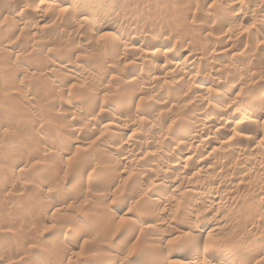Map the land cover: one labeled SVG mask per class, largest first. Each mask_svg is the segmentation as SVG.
<instances>
[{
	"label": "clouds",
	"instance_id": "clouds-1",
	"mask_svg": "<svg viewBox=\"0 0 264 264\" xmlns=\"http://www.w3.org/2000/svg\"><path fill=\"white\" fill-rule=\"evenodd\" d=\"M5 2L13 7L0 13V264H74L85 240L90 250L103 254L102 264H142L139 257L155 251L165 253L164 258L147 264H168L167 254L181 246L190 252L188 264H224L223 256L231 258L229 264H264V196L238 206L226 199L214 203L206 198L211 193H190L181 197L175 220L145 215L162 206L152 195L161 200L169 195L148 188L169 170L164 157L178 156L182 148L192 151L221 120L224 127L227 121L233 124L225 151L251 141L264 157V0H0V6ZM41 37L49 40L46 52L36 48ZM177 45L207 64L203 70L192 65L190 72L177 65L175 75L158 76L171 64L168 56L178 51ZM145 48L169 52L146 56ZM216 48L235 52L219 64L213 57ZM57 49L64 52L62 63L75 65L77 83L66 81L63 92L73 102L72 118L81 125L76 131L93 140L95 149L87 154V164L77 163L64 179V160L74 150L62 140L73 132L69 120L66 131L47 141L49 154L56 148L51 158L58 163L42 180L39 173L20 175L14 168L40 151L41 103L26 91L28 69L39 71L43 65L50 87H59L45 59ZM200 77L206 80L197 84ZM202 82L212 87L201 88ZM101 118L115 120L117 132L111 135L118 138H104L111 130L101 128ZM181 127L186 134L178 136ZM121 129H131L132 136L120 135ZM125 144L143 161L140 171L122 200L97 195L116 187L114 174L121 167L116 158L123 156L118 149ZM256 149H242L241 158ZM25 167L31 171V165ZM98 176L101 187L95 184ZM24 182L33 185L26 194L19 186ZM89 182L95 190L90 206L68 212L69 205L85 198ZM133 185L146 191L133 192ZM210 235L223 242L209 249ZM141 238L143 247L138 246ZM36 244L49 251L33 250Z\"/></svg>",
	"mask_w": 264,
	"mask_h": 264
},
{
	"label": "rangeland",
	"instance_id": "rangeland-1",
	"mask_svg": "<svg viewBox=\"0 0 264 264\" xmlns=\"http://www.w3.org/2000/svg\"><path fill=\"white\" fill-rule=\"evenodd\" d=\"M49 3H53V0H49ZM12 7L13 5L5 2L2 6H0V13L8 12ZM48 47L49 40L46 37L39 38L36 45L37 50H43L46 52ZM134 47L140 48V45H134ZM176 47L178 51H173L168 56V60H171V64H165L163 70L157 73L158 76H163L167 73L175 75L177 65L183 67L185 72H190L192 65H198L201 70H203L204 65L207 64V60L202 57L198 59L197 56L192 54L190 49L187 47L182 50H180L179 45ZM161 52L167 53L169 50L167 48H161L159 50L155 48L144 49V54L146 56L159 55ZM234 52V49L225 50L223 48H216L213 51V57L217 63L224 64L226 61L223 58L229 57ZM9 53L14 54L11 49L9 50ZM63 55V50L57 49L52 53H49L45 58L52 66L49 75H52L53 73L55 74L54 85H58L59 87H54V89L50 87V82L44 75L43 65L40 66L41 70L39 71L35 68L28 69L29 74L27 80L29 87L26 91L29 96H36L37 99L40 100V111L43 118L41 119L40 125V143L37 144V147L40 149L38 156L31 161L22 160L17 163L14 171L20 175L31 176L33 173H39L41 179L44 180L45 176L53 174L58 161H53L51 157L57 154V150L53 147L51 148V153L49 154L50 145L47 141L57 132H60L61 130L66 131L65 125L69 120H71L73 132L62 137V140H67L68 143L74 145V150L70 153L71 158L64 160V179L68 178L77 163L87 164L89 162L87 154L92 153L95 149V143L93 140L85 138L82 132L76 131L81 127V125L72 118L75 114L73 112V102L72 100L64 99L63 85L68 80H71L72 83L75 84L77 83V80L75 79V73L73 71L75 65L62 63L61 57ZM161 59H163V57H161ZM201 80H206V78H198L197 84H200ZM211 87V83L208 82L201 84V88ZM53 96L56 98L53 99ZM216 99L217 101H220L223 98L217 97ZM49 100H51V103H48ZM83 102V99L77 100V103ZM254 107H259V105H255ZM260 118L264 119V116H260ZM227 123L228 127H224V121L221 120V123L217 125L218 128L216 126V130L214 129V134L206 132L203 136V143L199 144L198 147L193 146L192 151L187 150V148H182L178 156L164 157L169 165V169L173 171V175L166 178L163 174L161 180H157L155 183L150 181L148 188L151 189L152 194L163 190L164 192L169 193V195L167 196V199L163 200H161V197L159 196L152 195V199L157 203H161L162 206L155 213H145L149 220H159L162 216H168L175 220L183 207L181 197H185L190 193H211V195L206 198L210 199L214 203L219 204L222 199H226L229 203H235L238 206L250 204L258 197L264 196V167H262V160H264V157L257 154L259 149H256V144L251 141L234 148H229V152L225 151L224 149L228 148V145L225 143L224 145L222 143L226 139L231 138L229 128L233 127L231 121H227ZM105 127L110 128L111 130L109 136L104 137L105 139H109L110 137L111 139L118 138L111 135L117 132L116 122L114 119L103 120V118H101V128L104 129ZM184 130V128H178L176 134L178 136H183L186 134V130ZM120 135L131 137L132 131L131 129H121ZM246 135L250 136L252 134L246 133ZM256 139L258 140L259 137ZM206 140H210L209 143H205ZM233 144H235V141H233ZM131 148L132 146L130 144H125L123 147L118 149V152L124 153L123 156H118L116 158L119 165H121L120 173L114 174L116 187L110 193H96L97 195H111L114 201H120L128 192L131 181L140 171L139 163H143V161H138V157L131 151ZM238 148H240V150L244 148H248L250 150L256 149V152L249 151L245 153L247 159H244L241 158ZM136 151H141V149H136ZM147 151H153V149L148 148ZM65 155H68V153L65 152ZM82 156L83 160L81 159ZM227 156H229L230 159L227 160L229 162L225 161V163L223 161L227 158ZM253 156H255V158H252ZM222 162L223 165H220ZM26 165H31V171L26 169ZM89 180H91V174L89 175ZM153 180H155V177H153ZM210 181L212 183H209ZM44 182L46 183L47 181ZM95 184L97 187L102 186V176L97 177ZM207 185L210 186L207 187ZM19 186L25 189L26 194L27 188L32 187L33 185L28 182H24ZM57 187H59V185H57ZM137 189L142 192L146 191L142 185L132 186L133 192L137 191ZM94 192L95 190L89 182L85 191V198L77 204L69 205L67 211H76L78 213L85 212L91 204V196ZM12 198L13 194L9 193L7 199L11 200ZM135 207H137V205H133V208ZM0 211H4L2 202H0ZM12 211L15 210L13 209ZM166 226V224L160 225V227ZM147 229L152 230L153 225L149 223V225H147ZM44 231H47L46 227L41 229V237ZM157 235L164 236L166 233L158 231ZM224 235L226 236L227 232H225ZM141 236H143V233ZM221 242H223L221 237L210 235L207 241V247L209 249H214L215 245ZM89 244L90 241L85 240L80 247V251L74 254V264H102L101 260L103 259V254L90 250ZM144 244L145 242L141 238V240L138 241V246L143 247ZM33 250H39L41 252L49 251L42 244L34 245ZM164 255L165 253L161 251H155L141 255L139 257V261L142 262V264H147V262L151 259H155L159 262L164 258ZM189 255L190 252L187 246H181L175 250L174 254L170 252L167 254L168 264H188V259L190 258ZM39 259L42 258L38 257V260ZM222 259L224 260V264H229L231 258L223 256ZM134 260H136V258H134Z\"/></svg>",
	"mask_w": 264,
	"mask_h": 264
},
{
	"label": "bare ground",
	"instance_id": "bare-ground-1",
	"mask_svg": "<svg viewBox=\"0 0 264 264\" xmlns=\"http://www.w3.org/2000/svg\"><path fill=\"white\" fill-rule=\"evenodd\" d=\"M212 122L215 123V121H212ZM217 125H218V124H216V126H217ZM181 128H183V127H181ZM217 128H218V126H217ZM215 130H216V127H215ZM215 130H214V131H215ZM184 131H185V130H184ZM223 132H224V131H223ZM217 133H218V132H217ZM213 134H214V132H213ZM206 135H207V134H206ZM206 135H205V136H206ZM223 135H224V134H223ZM225 136H226V135H225ZM207 137H208V136H207ZM212 137H213V135H212ZM212 137H211V139H212ZM211 139H210V140H211ZM210 140H209V141H210ZM213 140H214V139H213ZM215 140H216V139H215ZM209 141L206 140L205 143H209ZM214 142H215V141H214ZM222 144H224V142H223ZM224 145H225V144H224ZM233 148H234V147H233ZM238 149H239V151L242 150V149L240 150V148H238ZM227 151H228V150H227ZM229 151H230V150H229ZM229 151H228V152H229ZM234 151H235V150H234ZM239 151H238V153H239ZM123 153H124V152H123ZM230 153H231V152H230ZM233 153H234V152H233ZM187 154H188V153H187ZM228 155H229V154H228ZM189 156H190V155H189ZM239 157H240V156H239ZM189 158H190V157H189ZM189 158H188V159H189ZM191 158H192V157H191ZM232 158H233V157H232ZM228 159H230L229 156H227V158H226L223 162H225V161H226V162H229V161H227ZM231 161H232V160H231ZM214 162H215V161H214ZM223 162L220 163V165H223ZM226 162H225V163H226ZM234 162H235V161H234ZM236 163H237V162H236ZM236 163H235V164H236ZM229 164H231V163H229ZM214 165H215V164H214ZM224 165H225V164H224ZM238 165H239V163H238ZM218 167H220V166H218ZM233 167H234V166H233ZM214 170H215V168H214ZM218 170H219V169H218ZM221 174H222V173H221ZM164 175H165L166 178H167V177H170L171 175H173V171H171V170L169 169L167 172L164 173ZM222 175H223V174H222ZM172 177H173V176H172ZM211 178H212V177H211ZM170 180H171V178H170ZM183 180H184V179H183ZM206 182H207V181H206ZM209 183H212V182L210 181ZM209 183H208V184H209ZM213 183H214V182H213ZM210 185H212V184H210ZM210 185H207V187L210 186ZM166 186H167V185H166ZM207 189H208V188H207ZM214 189H215V188H214ZM208 190H210V189H208ZM210 191H211V190H210ZM212 192H213V191H212ZM222 195H223V194H222ZM224 195H226V194H224ZM227 195H229V194H227ZM220 196H221V195H220ZM220 196H219V197H220ZM221 197H222V196H221ZM223 197H224V196H223ZM215 200H216V199H215ZM220 200H221V199H220ZM169 257H171V256H169ZM169 257H168V258H169Z\"/></svg>",
	"mask_w": 264,
	"mask_h": 264
}]
</instances>
